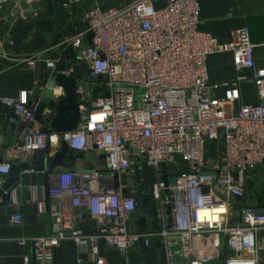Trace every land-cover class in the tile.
<instances>
[{
    "label": "built area",
    "instance_id": "obj_1",
    "mask_svg": "<svg viewBox=\"0 0 264 264\" xmlns=\"http://www.w3.org/2000/svg\"><path fill=\"white\" fill-rule=\"evenodd\" d=\"M10 1L0 0V21L6 18ZM201 13L200 0L95 5L83 15L90 40L78 35L70 42L81 74L72 65L61 68L60 58L45 51L16 59L31 66L45 60L54 77L62 72L72 78L79 93L80 120L76 128L58 132L43 121L51 109L39 112L40 97L24 103L19 97L0 95V108L12 110L11 121L20 134L7 151L23 163L39 149L54 144L59 151L66 142L68 151L75 153L103 151L105 161L103 168L59 172L47 189L49 196H70L74 206L86 209L98 219L96 229L85 230L74 220L77 216L37 201L41 212L49 210L52 215V233L19 238L22 244H32L36 264H50L54 246L64 238L94 252L104 241L126 253L140 237L148 245L157 238L167 264H205L219 257L224 246L232 252L224 264H260L258 232L264 228V201L253 204L247 195L249 173L256 174L264 164V70L251 76L242 72L256 65L247 26L223 42L200 29ZM222 51L233 53L240 73L222 83L224 96L218 97L207 60ZM0 52L10 54L4 48ZM243 80L255 82L260 99L234 112L231 105L240 97ZM55 89L53 99L58 102L65 90L60 84ZM209 139L223 145L217 162L207 155ZM12 164L1 161L0 173L9 172ZM140 194L149 202L141 214L155 217V201L159 226L131 231L128 221L138 211ZM33 199L38 200L36 194ZM22 220L20 213L11 216L12 222ZM99 260L105 262L104 257Z\"/></svg>",
    "mask_w": 264,
    "mask_h": 264
},
{
    "label": "crops",
    "instance_id": "obj_2",
    "mask_svg": "<svg viewBox=\"0 0 264 264\" xmlns=\"http://www.w3.org/2000/svg\"><path fill=\"white\" fill-rule=\"evenodd\" d=\"M132 1L134 0H11L4 11L6 18L0 21V49L4 48L10 53L5 57L0 52V95L16 96L22 102L29 103L34 97L33 91L37 84L41 85L42 95L49 81L54 78L46 61L39 60L35 66H31L16 59L37 51H45L60 58L61 68L70 65L74 67L77 65V58L71 40L78 35H83L86 41L90 40L86 33L84 13L95 5L109 8ZM200 3L203 20L200 29L215 35L221 41H231L236 37L238 29L244 26L249 28L251 40L255 44L256 65L255 68H246L242 72L251 76L256 70H264V0H200ZM21 22L31 23V28L24 31V34L20 32ZM207 66L210 81L218 84L216 95L223 97L225 86L222 83L236 78L240 73L234 64L233 53H212L208 57ZM239 88L240 97L231 105L234 112L242 105L257 103L260 99L254 81H240ZM12 113V110L0 108V138L3 137L0 144V162L11 160L13 163H20L7 151L20 136L17 125L11 121ZM50 119V114L43 117L45 123H50ZM206 147L207 155L212 160L213 154L217 153V160H213L217 162L223 148L221 141L209 139ZM56 149L54 144L51 145L49 154L55 155L58 152ZM92 167H104V152L67 151L64 159L54 168L21 171L20 183L13 190L11 199L0 198V264H36L32 244H22L19 238L52 233V215L49 210H39V200H45L48 208L54 206L66 215L77 216L74 220L83 229H96L98 219L92 217L86 209L74 206L70 196L51 197L47 193L59 172ZM33 186L36 191H33ZM34 194L38 200L33 199ZM138 201V211L128 221V228L136 231L159 226V223L156 225L154 216L151 218L141 214V210H146L149 202L141 194L138 195ZM247 201L253 204L264 201V164L258 168L256 174L249 173ZM16 213L23 216L21 223L11 221V216ZM53 250V261L50 264H167L165 253L155 237L149 245L140 237L126 253L108 246L104 241L99 242L98 252H94L90 246H81L73 238L62 239ZM258 252L259 263L264 264V228L258 232ZM231 253L224 246L219 257L212 258L205 264H224L225 256ZM27 256L30 257L29 263L26 261ZM99 257H104L105 262H101Z\"/></svg>",
    "mask_w": 264,
    "mask_h": 264
},
{
    "label": "water",
    "instance_id": "obj_3",
    "mask_svg": "<svg viewBox=\"0 0 264 264\" xmlns=\"http://www.w3.org/2000/svg\"><path fill=\"white\" fill-rule=\"evenodd\" d=\"M73 68L76 73H82V69L79 65H74ZM57 84L64 87L65 94L58 102H54L53 95L56 93L55 87ZM33 96L40 97L38 110L41 114H44L47 109H51L50 125L55 131L63 132L76 128L80 120V102L78 99L79 93L77 92V86L72 78L59 72L49 81V84L42 95L41 85L37 84L33 91ZM67 151L68 144L63 142L59 151L55 155H50L48 150L39 149L34 152L30 161L13 163L9 172L0 173V198L5 200L11 199L13 190L20 183V174L22 170L35 169L37 171H43L46 168H54L64 159ZM162 165L164 166V179L167 183L168 174L165 169V163ZM149 173L150 183L153 186V169H149ZM153 210L155 223L158 225L159 218L155 201H153ZM168 211H171V207H168Z\"/></svg>",
    "mask_w": 264,
    "mask_h": 264
},
{
    "label": "trees",
    "instance_id": "obj_4",
    "mask_svg": "<svg viewBox=\"0 0 264 264\" xmlns=\"http://www.w3.org/2000/svg\"><path fill=\"white\" fill-rule=\"evenodd\" d=\"M21 25H23V26H21ZM21 25H19L20 32L23 33V34L25 33L24 31H27V30H29V28H31V23L30 22L29 23L21 22ZM22 30H23V32H22Z\"/></svg>",
    "mask_w": 264,
    "mask_h": 264
},
{
    "label": "rangeland",
    "instance_id": "obj_5",
    "mask_svg": "<svg viewBox=\"0 0 264 264\" xmlns=\"http://www.w3.org/2000/svg\"><path fill=\"white\" fill-rule=\"evenodd\" d=\"M36 1H37V0H36ZM213 160H214V161L217 160V153H214V154H213ZM178 162H179L180 165L183 163L181 160H178ZM237 212H238V209L235 208V214H234V216H233L234 221H237V219H238V214H237Z\"/></svg>",
    "mask_w": 264,
    "mask_h": 264
},
{
    "label": "snow or ice",
    "instance_id": "obj_6",
    "mask_svg": "<svg viewBox=\"0 0 264 264\" xmlns=\"http://www.w3.org/2000/svg\"><path fill=\"white\" fill-rule=\"evenodd\" d=\"M94 119H102V117H96V118H94ZM221 211H222V209H221Z\"/></svg>",
    "mask_w": 264,
    "mask_h": 264
}]
</instances>
